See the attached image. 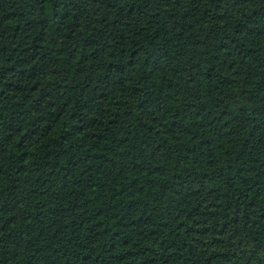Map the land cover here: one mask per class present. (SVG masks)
<instances>
[{
	"label": "trees",
	"instance_id": "16d2710c",
	"mask_svg": "<svg viewBox=\"0 0 264 264\" xmlns=\"http://www.w3.org/2000/svg\"><path fill=\"white\" fill-rule=\"evenodd\" d=\"M0 264H264V0H0Z\"/></svg>",
	"mask_w": 264,
	"mask_h": 264
}]
</instances>
